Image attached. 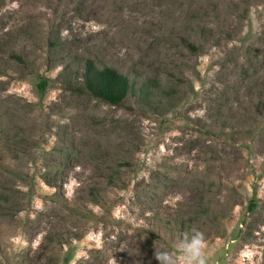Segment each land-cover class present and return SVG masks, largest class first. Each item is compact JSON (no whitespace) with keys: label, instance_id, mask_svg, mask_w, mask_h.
Instances as JSON below:
<instances>
[{"label":"rangeland","instance_id":"374dc122","mask_svg":"<svg viewBox=\"0 0 264 264\" xmlns=\"http://www.w3.org/2000/svg\"><path fill=\"white\" fill-rule=\"evenodd\" d=\"M193 228L264 264V0H0V264H158Z\"/></svg>","mask_w":264,"mask_h":264},{"label":"trees","instance_id":"16d2710c","mask_svg":"<svg viewBox=\"0 0 264 264\" xmlns=\"http://www.w3.org/2000/svg\"><path fill=\"white\" fill-rule=\"evenodd\" d=\"M85 72L84 82L88 92L111 104H120L132 89L129 78L112 67L99 68L89 60ZM46 87L47 81L42 79L38 83V88L44 92ZM255 206V200H252L250 208L254 209Z\"/></svg>","mask_w":264,"mask_h":264},{"label":"clouds","instance_id":"9594fccd","mask_svg":"<svg viewBox=\"0 0 264 264\" xmlns=\"http://www.w3.org/2000/svg\"><path fill=\"white\" fill-rule=\"evenodd\" d=\"M154 258L158 264H214L207 251L205 233L195 228L182 233L169 248H155ZM110 264H116V260Z\"/></svg>","mask_w":264,"mask_h":264}]
</instances>
